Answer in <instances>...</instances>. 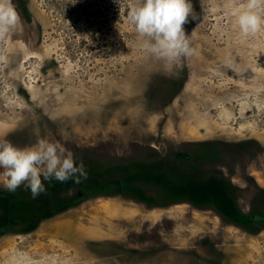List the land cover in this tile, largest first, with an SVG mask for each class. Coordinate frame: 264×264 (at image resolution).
I'll return each instance as SVG.
<instances>
[{"label": "rangeland", "instance_id": "1", "mask_svg": "<svg viewBox=\"0 0 264 264\" xmlns=\"http://www.w3.org/2000/svg\"><path fill=\"white\" fill-rule=\"evenodd\" d=\"M12 2L0 140H59L105 187L40 222L34 211L44 197L55 209L54 197L10 193L0 179V227L19 205L0 230V264H264V31L234 27L228 5L239 0H191L194 53L179 67L141 47L114 0Z\"/></svg>", "mask_w": 264, "mask_h": 264}, {"label": "clouds", "instance_id": "2", "mask_svg": "<svg viewBox=\"0 0 264 264\" xmlns=\"http://www.w3.org/2000/svg\"><path fill=\"white\" fill-rule=\"evenodd\" d=\"M120 14L134 26L141 47L167 67H179L182 58L191 57L194 49L184 29L192 15L191 0H138L126 5L114 0ZM234 27L245 36L264 31V0H239L228 5ZM194 18V16H193ZM20 18L12 0H0V38L10 33ZM88 178L82 162L59 140L38 138L34 144L20 148L7 139L0 140V179L2 187L15 192L23 186L33 199L47 191L45 182L73 180L79 184Z\"/></svg>", "mask_w": 264, "mask_h": 264}, {"label": "trees", "instance_id": "3", "mask_svg": "<svg viewBox=\"0 0 264 264\" xmlns=\"http://www.w3.org/2000/svg\"><path fill=\"white\" fill-rule=\"evenodd\" d=\"M20 9L21 12H23L24 14L28 15V7L27 5H25L24 3H22L20 1ZM185 79L179 84L178 82L172 80L169 81L168 83V87H166L165 90L160 89L158 94H160L159 97V101L158 102H164V104H169L171 103L177 96L178 94L181 92L182 88L184 87L185 84ZM134 167V164L132 165ZM86 168V171L88 173V178L86 180H82L81 183L76 184L74 183L73 180H70V184L68 185H63L61 182L56 181L55 182H45L47 191L45 192V194H48L47 196L49 198H53L56 200L55 203V209H53V207H50V204L47 205V199L46 197H44L45 200V204L43 207H39L34 211V215L38 216V218H40V222L43 220H49L52 218V216L54 214H58V213H62L67 211L69 208H71L72 206H78L81 203L85 202L87 199L92 198V197H96L99 196V194L96 191L95 185L93 187L94 183H99V186L97 188H102L104 186L103 183L97 182V180H95L92 177V173L90 171L89 168ZM126 167L122 164H117L114 167H111V169L109 168L111 173L116 172L117 170L120 171L122 169H125ZM129 169V168H128ZM114 180L109 181V183L113 184ZM120 185H124L125 181L120 180ZM108 185V182H107ZM105 187V186H104ZM121 187V186H120ZM71 190V191H69ZM72 194V195H71ZM104 195H109L108 193H103ZM113 194V193H112ZM101 195V194H100ZM18 203L17 201L8 203V208L6 209L7 215H8V221L7 223L4 222V224H1L2 227H0V230L3 229H7L8 226L10 225L11 227H14V224H16V215H15V211L18 208ZM4 214V211L3 213ZM252 218V217H251ZM257 216H253L252 219H256ZM2 220V218L0 219V221ZM32 225H29L27 222H24V227H27V230L31 229Z\"/></svg>", "mask_w": 264, "mask_h": 264}]
</instances>
